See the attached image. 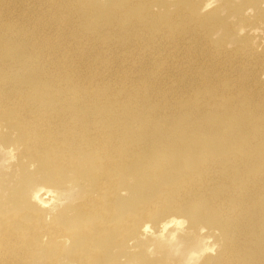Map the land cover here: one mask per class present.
Masks as SVG:
<instances>
[{
  "label": "bare ground",
  "instance_id": "bare-ground-1",
  "mask_svg": "<svg viewBox=\"0 0 264 264\" xmlns=\"http://www.w3.org/2000/svg\"><path fill=\"white\" fill-rule=\"evenodd\" d=\"M109 2L103 7L97 0H67L65 4L69 9L73 6L76 17L93 24L91 31L94 34L99 32L102 36H111L121 30H130V36H134L133 33L139 34L144 27L150 31L153 30L143 22L147 21L150 13L153 14L156 6L161 3L160 0H109ZM191 5L192 3L189 4L191 11L188 13L192 12L194 16L198 12V6ZM104 8L111 12H103ZM253 8L250 7V9ZM139 9L145 12L141 15L142 18L140 17L142 22L134 21ZM2 17L3 15L0 16V19H3L0 20V140L7 143L10 134L15 132L12 136V140L15 141L12 148L8 145L9 150L18 152L24 168L33 167L39 173L44 172L45 180L55 187L87 184L91 191L89 195L94 198L95 203L83 204L81 208L96 209L97 206L104 210L102 216L106 220L82 230L81 237L76 232L75 239L74 227L68 231L62 227L33 229L25 222L26 215L21 212L16 217L19 225L17 229L10 227L12 219H0V264H28V253L34 250L38 243L46 252H55L50 257L53 263L64 256L57 242L58 238H63V233L72 239L75 249H78V246L80 249L75 254H70L69 258L75 261L76 257L77 260L82 261L81 259L86 256L89 260L87 248L81 246V239L90 232L96 234L98 238L103 236V240L109 238L107 244H101L103 253L108 254L111 253L110 249H113V243L123 245L128 240V235L133 233L132 228L144 232L148 230L149 222L152 223V221L161 227L173 223H184V220L170 217L176 216L183 208L186 209V214L196 221H207L208 214L212 213V210H217L219 217L215 220L208 219L211 222L210 230L212 234H216V237L221 234L224 241L221 244H209V247L217 248V252H220L214 262L217 264H264V138L254 142L247 134H242L236 142L237 148L226 150V139H219L221 140L219 141L214 139L211 133L217 126L212 127L213 123L223 125L225 120L228 122L229 129L236 125L242 128L246 122L244 116L232 118L230 115H222L220 121L208 119L200 122L192 119L190 114H185L188 120L179 119L173 127H170L164 126L161 119L158 120L143 111H138L143 108L135 105L139 103L135 97L129 100L128 95L113 97L105 93L102 88L95 89L91 84L86 85V88L75 86V84L70 85L68 89L73 90L74 99L72 97L68 99L67 94L61 93L63 80L55 77L51 72H46L42 67L40 62L42 51L40 52L35 42L37 38L29 36L21 22L13 21L12 18H10L11 21H4L5 17ZM199 18L207 17L203 14ZM101 20L105 28L107 27L106 30H103L104 25L100 24ZM260 22L264 24V14ZM127 23L130 27L125 25ZM198 23L205 24L207 29L205 37L210 38V32L215 28L202 19H199ZM195 25L198 24H192L190 32L200 34ZM65 34L63 33L64 36ZM144 40L146 41L145 38ZM125 41H129L128 36L125 37ZM159 48L158 51H160ZM261 48L264 47L258 44L248 46L247 57H259L258 51ZM74 57L72 55V59ZM65 58L70 59L66 56ZM147 59L149 60V57ZM107 60L109 61V58ZM148 60L146 61H151ZM72 65L75 69V63ZM151 69L153 70V67ZM107 83L112 86L109 82ZM84 90L88 92H83ZM228 90L229 88L226 91ZM99 94L101 95L97 96ZM138 98L144 106H153L146 95L139 94ZM73 101L74 104H72ZM226 106L230 107L231 103H227ZM157 122L158 125L155 124ZM153 123L157 130L153 129ZM197 126H203V132H199ZM3 128L5 134H3ZM229 129L224 130L229 133ZM224 130L221 128L220 132ZM186 154L191 157L185 159ZM131 160L134 161L131 162ZM132 179L133 186L138 190L128 189L127 184ZM206 184H211L215 190L208 192L204 188ZM119 187L123 189L117 191L119 193L125 191L127 187L132 195L143 193L141 196H145L157 192V198L153 199L154 203L142 205V207L135 206L126 213L124 208L123 212V210L119 211L120 207L101 204L107 195L109 196ZM146 191L151 193L144 194ZM42 192V195H37V200L40 202H44L42 196L50 193V190H42ZM209 195L215 196L216 199L199 204L198 200ZM127 226H130V230ZM126 229L129 231L125 233ZM44 237H47V242L41 244V239ZM28 247H31V250L26 254ZM96 254L100 253L96 252Z\"/></svg>",
  "mask_w": 264,
  "mask_h": 264
},
{
  "label": "rangeland",
  "instance_id": "rangeland-1",
  "mask_svg": "<svg viewBox=\"0 0 264 264\" xmlns=\"http://www.w3.org/2000/svg\"><path fill=\"white\" fill-rule=\"evenodd\" d=\"M66 1L1 0L0 16L5 17L4 21L21 22L25 32L29 36L37 38L35 42L40 52L42 51L40 58L42 67L46 72H51L52 75L63 80V82L61 80L63 84L61 93L67 94L68 99L71 97L74 99L73 90L69 91L68 89L70 85L75 84V86H85L86 88V85L91 84L95 89L102 88L105 93H109L113 97L128 95L130 96L127 98L128 100L135 97L139 101L135 105L143 108L138 111H143L158 120L161 119L164 126L173 127L179 119L188 120L185 114H190L192 119L200 122L208 119L220 121L222 115H230L232 118L244 116L246 122L242 128L236 125L229 129L227 120L223 125L220 123L218 125L217 122L213 123L212 127L217 126L216 130L211 133L214 135V139H226V150L236 149L238 145L236 142L242 137V134H247L254 142L264 138V48L259 49V57H247L248 46L258 44L264 47V35H262L264 34V24L260 22L264 14L263 0H160L161 3L156 6L153 14L150 13L147 21L143 22L153 30L150 31L144 27L139 34L133 33L134 36H130V30H121L111 36H102L99 32L94 34L91 31L94 27L93 24L76 17L73 6L69 9L65 4ZM97 1L100 2L101 7L106 6L109 2V0ZM190 3H192V7L198 6V12L194 16L192 12L188 13L191 11ZM250 7L254 8L250 9ZM239 10L241 12H238ZM103 12L111 11L104 8ZM144 14L145 12L139 9L134 21L142 22L141 15ZM203 14L207 18H199ZM10 18L12 19L10 20ZM199 19L210 23L215 28L210 32V38L205 37L207 29L205 24L198 23ZM100 24L104 25L102 20ZM192 24H198L195 26L200 34L190 32ZM125 25L130 27L129 23ZM106 28L104 25L103 30ZM63 33H66L65 36ZM42 34L43 36H41ZM127 36L129 41H125ZM67 37H70L71 40L73 38V42ZM40 44L45 46L42 47ZM76 46L79 47L76 48ZM60 47L64 49L62 50ZM68 47L72 49V53ZM153 48H155L154 51ZM153 52L155 53L153 54ZM139 53L141 54L139 55ZM53 54H55L54 57ZM72 55L73 57L75 55L73 59ZM65 56L70 59H66ZM132 56L136 57L133 59ZM143 56L149 57L151 61ZM108 58L109 61L112 59V62H109ZM82 60L83 64H81ZM135 60L138 62L140 60L141 63ZM143 61L145 66L142 65ZM115 62L118 63L117 66ZM72 63H75V69H73ZM123 65L124 67H122ZM82 69L84 70L82 71ZM106 81L112 86L108 85ZM228 88L229 90L226 91ZM139 94L146 95L153 106L147 107V105L141 104L143 102L138 98ZM229 102L231 106L227 107ZM235 123L237 124V122ZM155 124L153 123L152 127L157 130ZM229 125L231 126V124ZM197 128L199 132H203V126H197ZM221 128L222 130L229 129L230 132L227 133L225 130L220 132ZM2 131L3 134L6 133L4 128ZM14 133L10 134L7 143L0 140V219H12L8 224L11 228L17 229L19 225L16 217L21 212L26 215L25 222L33 229L62 227L68 231L74 227L75 239L76 232L81 237L82 230L106 220L102 216L104 210L97 206L96 209L81 208L83 204L95 203L94 198L89 195L91 191L87 184L55 187L51 182L45 180L44 172L39 173L33 167L24 168L18 152L8 148V145L12 148L14 144L15 140H12ZM186 155L185 159L191 157V155ZM133 161L131 160V162ZM133 183V179L130 180L127 184L128 189L138 190L133 186ZM127 187L121 193L117 192L123 190L119 187L109 196L107 195L101 204L120 207L119 211L124 208L125 212L124 210L123 212L126 213L127 210H132L135 206L142 207V205L154 203L153 199L157 198V192L145 196H141L143 193L132 195ZM204 188L208 192L215 190L211 184H206ZM42 190H50V193L43 194L44 202L37 200V195H42ZM148 193L151 192H144V194ZM214 199H216L215 196L209 195L198 202L200 204ZM186 212V209L183 208L176 216H170L184 220L182 224L173 223L161 227L152 221V223L149 222L148 230L144 232L132 228L133 233L128 235V240L123 245L113 243V249H110L111 253L108 254L103 253L101 244H107L109 238L103 240V236L98 238L96 234L90 232L89 235L81 239V246L87 248L89 260L86 259V256L81 259L82 261L77 260L76 257L75 261L69 258L70 254H75L80 249L79 246L78 249H75L76 246L72 239L63 233V238L57 239L59 247L64 253L63 257L52 263L50 257L55 252H46L44 247H40L38 243L34 250L29 252L31 247H28L25 252L26 254L29 252L28 264H217L214 260L216 256L220 255V252H217V248L209 247L211 243L221 244L224 241V237L220 233V236L216 237V234H212L210 230L211 222L209 220L219 217L217 210H212V213L208 214L207 221L193 220ZM127 227L130 230V226ZM89 229L91 230V228ZM128 229L125 230V233L129 231ZM41 242V244H45L47 237L42 238ZM96 252L100 254H96Z\"/></svg>",
  "mask_w": 264,
  "mask_h": 264
}]
</instances>
